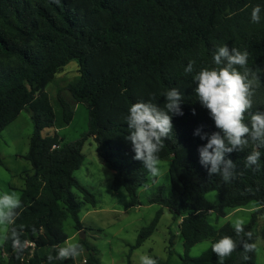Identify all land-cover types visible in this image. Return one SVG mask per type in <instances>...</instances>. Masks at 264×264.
<instances>
[{
    "label": "trees",
    "instance_id": "16d2710c",
    "mask_svg": "<svg viewBox=\"0 0 264 264\" xmlns=\"http://www.w3.org/2000/svg\"><path fill=\"white\" fill-rule=\"evenodd\" d=\"M256 5L264 9V0H0V135L24 109L33 122L24 155L33 172L24 174L20 207L0 247V264H77L76 257L60 260L56 254L69 238L66 220L72 218L78 231H86L81 207L97 204L95 195L74 175L85 160L83 146L89 137L114 173L112 188L126 189L129 207L139 203V189L147 186L150 174L142 161L134 159L124 117L138 101L150 100L162 107L165 97L160 93L169 88L182 94L184 114L173 116V132L162 141L158 154L159 160L170 161V191L160 185L151 202L181 219L180 264H220L211 245L223 236L237 242L223 264H256V249L245 253L243 243H256L255 227L264 213V147L249 135L242 149L226 154L234 165L230 179L225 182L220 174L209 175L199 156L207 141L195 131L202 128L211 134L218 129L198 101L193 80L203 68L225 66L223 58L221 65L213 63L218 46L246 51L247 65L234 66L247 72L253 93L244 122L250 127L251 115L264 112V19L259 24L250 21ZM71 61L78 63V74L65 89L86 104L89 120L79 139L63 143L57 131L44 134L43 130L57 127L59 113L69 124L74 110L62 94L63 87H58L55 103L47 87ZM189 63L193 71L186 73ZM253 150L261 152L258 169L245 167ZM0 165H4L1 150ZM211 191L218 192V202L208 198ZM251 201L260 209L239 235L230 222L216 228L208 219L210 213L226 216L228 210ZM159 217L160 212L140 230L132 249L156 231ZM260 235L264 240V225ZM206 239L211 245L191 256V248ZM76 244L78 252L87 251L85 264H102L98 249L86 239L80 237ZM152 257L157 264H169V259ZM127 264H133L131 253Z\"/></svg>",
    "mask_w": 264,
    "mask_h": 264
},
{
    "label": "rangeland",
    "instance_id": "374dc122",
    "mask_svg": "<svg viewBox=\"0 0 264 264\" xmlns=\"http://www.w3.org/2000/svg\"><path fill=\"white\" fill-rule=\"evenodd\" d=\"M77 74L78 63L71 61L47 87L54 103L58 87H63L62 94L74 110L73 119L69 124L62 121L59 113L57 127L43 130L44 134H52L57 131L60 137L64 138L63 143L79 139L88 130L89 113L86 104L77 102L65 89L67 81ZM32 132L31 115L25 109L21 111L15 121L1 132L0 150L4 158V165H0V193H8L20 198L25 185L24 174L26 171L33 172L30 162L24 158L29 149V138ZM83 153L85 160L82 166L74 172V175L95 195L97 204L94 206L91 203H84L79 216L86 230H82L85 232L83 239L98 249L102 264H127L130 253L133 264H139V257L144 254L169 259V264H180V255L184 253L179 227L181 219L175 218L173 213L160 203L151 202L160 185L166 187L167 193L170 191V161H158L160 174L156 177L149 176L147 186L139 189V203L129 207L130 197L126 189L121 187L114 190L112 188L114 173L105 165L99 154L98 144L93 137H89L85 142ZM74 193L80 200V192L74 189ZM207 196L213 202H218L217 191H211ZM258 209H260V205L256 201H251L243 207L228 210L226 216L218 217L215 213H210L208 219L216 228H220L227 222L234 225L236 220L245 224L250 221L252 214ZM159 212L160 217L156 231L140 246L132 249L140 230L150 224ZM263 225L264 213L259 215L255 227L257 234L256 264H264V240L260 235ZM8 228L9 223L0 225V247L4 243ZM65 230L69 238L63 244L64 247L76 244L82 231L75 228L72 218L66 220ZM210 245L209 239L196 243L191 248L190 255L199 256ZM169 250H171V254ZM79 254L87 256L86 249H83Z\"/></svg>",
    "mask_w": 264,
    "mask_h": 264
},
{
    "label": "clouds",
    "instance_id": "9594fccd",
    "mask_svg": "<svg viewBox=\"0 0 264 264\" xmlns=\"http://www.w3.org/2000/svg\"><path fill=\"white\" fill-rule=\"evenodd\" d=\"M264 11L260 5L252 8L250 21L254 24L261 23V13ZM226 61L223 67L203 68L193 77L196 83L195 94L200 104L209 110V115L218 131L211 134L197 128L196 135L207 143L199 148L200 163L208 169L209 175L220 174L225 182L232 176L230 169L234 167L231 159H226V154L240 150L248 143L250 135L260 147H264V112H256L250 117L249 124L245 123V113L252 107L251 82L247 72L241 73L234 66L241 68L247 65L248 53L227 46H218L213 56L216 66ZM184 71L191 73L193 64L189 63ZM160 95L165 97L162 107L149 101L132 103L124 119L127 121L129 135L126 137L131 142L135 153L134 159L142 161L144 168L152 177L160 174L158 167L159 152L163 148L162 141L173 132V116H182V94L176 88L163 90ZM195 114V110H193ZM261 152L253 150L245 159V167L252 169L260 167ZM210 165V167H209ZM20 200L15 195L0 193V225L12 223L15 210L20 207ZM237 235L244 232L243 222L236 220L234 224ZM246 235L251 239L252 233ZM15 246V242H14ZM237 247V242L231 236H223L211 245L212 253L223 264L224 258L231 255ZM255 243H243L245 253L253 252ZM57 258L65 260L79 255L78 245L70 244L57 251ZM244 259H248L247 255ZM139 264H157L156 260L147 254L140 255Z\"/></svg>",
    "mask_w": 264,
    "mask_h": 264
},
{
    "label": "built area",
    "instance_id": "2783aa9c",
    "mask_svg": "<svg viewBox=\"0 0 264 264\" xmlns=\"http://www.w3.org/2000/svg\"><path fill=\"white\" fill-rule=\"evenodd\" d=\"M30 245H34V243H32V242H30L29 243ZM81 253H82V251H80ZM79 252V253H80ZM82 257V258H81ZM78 258H81V259H78ZM86 261H87V256H82V255H78V256H76V263L77 264H85L86 263Z\"/></svg>",
    "mask_w": 264,
    "mask_h": 264
},
{
    "label": "water",
    "instance_id": "95a60500",
    "mask_svg": "<svg viewBox=\"0 0 264 264\" xmlns=\"http://www.w3.org/2000/svg\"><path fill=\"white\" fill-rule=\"evenodd\" d=\"M84 234H85V232L82 231V233L80 234L81 238H84Z\"/></svg>",
    "mask_w": 264,
    "mask_h": 264
}]
</instances>
